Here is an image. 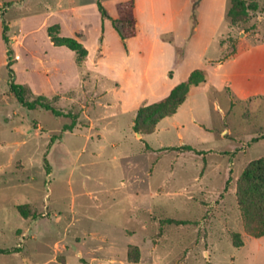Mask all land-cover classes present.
<instances>
[{
  "label": "rangeland",
  "instance_id": "374dc122",
  "mask_svg": "<svg viewBox=\"0 0 264 264\" xmlns=\"http://www.w3.org/2000/svg\"><path fill=\"white\" fill-rule=\"evenodd\" d=\"M85 1L0 0V264H264V236L246 232L237 199L245 167L264 156V139L252 140L264 133V95L236 94L231 101L228 87L210 90V113L207 97L194 92L186 107L143 134L134 130L135 119L151 103L124 111L116 98L119 83L85 64L74 70L82 71L78 86L59 80L56 88H45L43 82H53L61 67L53 70L44 54L50 25H39L52 8ZM255 2L257 9L234 25L227 15L232 0H192L188 31L179 19L185 20L189 5L174 34L188 46L190 65L203 69L210 60L240 58L230 68L250 75L248 89L264 91V0ZM174 3L176 10L186 5ZM85 34L92 43L91 29ZM108 41L109 63L121 71L122 42L115 36ZM10 61L14 79L31 89L29 98L43 94L77 116L72 130L64 129L70 117L18 101L10 91ZM136 94L127 84L126 98ZM191 107L212 133L190 121ZM187 144L200 153L177 148ZM127 192L135 198L127 228L103 232L98 221H122ZM21 204L28 216L19 211Z\"/></svg>",
  "mask_w": 264,
  "mask_h": 264
},
{
  "label": "crops",
  "instance_id": "0c3cea01",
  "mask_svg": "<svg viewBox=\"0 0 264 264\" xmlns=\"http://www.w3.org/2000/svg\"><path fill=\"white\" fill-rule=\"evenodd\" d=\"M98 1H101L107 9L109 17L102 15ZM119 1L121 0H111L109 4V0H88L81 3L73 2L65 7L57 8L55 11L52 8L51 12L45 15L39 27L47 28L49 25L58 24L61 26V32L63 31L61 35L74 37L82 42L88 50L87 58L83 63L85 64V69L93 71L98 76L116 80L119 83L116 88L118 104L124 111L131 109L135 112L145 101L153 103L164 99L176 85L185 81L192 71L200 69L190 65L186 43L184 45L183 41L178 38L174 40V34L179 33L177 24L178 15L186 13L188 5L190 10L187 13V17L184 20L180 16L179 21L180 24L183 23L185 30L188 31L190 27L187 18L192 17V0H185L186 5L183 8L180 7V10H176L177 7L174 0H135V16L137 18L138 30L136 36L127 40V47L112 20V18H117L119 15L117 9ZM87 29H91L94 35L92 43V38L84 40ZM110 36H115L118 40L120 39L124 48H122V51L123 62L125 64H123L121 71L109 63L107 47ZM185 40L188 41V38L186 37ZM42 42L46 43L44 54L47 56V60L51 62L53 70L56 67H61V70H57L54 75L55 80L53 82L45 80L43 86L47 89H54L57 87L56 85L60 84L59 80H61L63 85L65 84L68 87L78 86L74 82L79 81V84L82 82V71L77 74L74 73L76 64L79 65L76 62L75 52L67 46L55 45L50 37L45 40L43 39ZM179 47H184L181 57L178 56ZM65 48L73 52L74 58ZM239 59L234 57L232 61L228 62L223 59L208 61L206 67H203L208 74L207 81L204 84L191 87L189 96L179 107L178 111L188 105V100L194 92L207 97L206 103L210 113H212L209 100L210 90L220 92L228 87L231 101L235 100L236 94H239L242 99L253 95H264V91L262 90L252 91L248 89V84L251 82V77L248 73L237 72V70L230 68V65L239 62ZM55 82L56 85L54 84ZM127 84L130 88L138 90L139 94H136L135 100L134 97H132L133 99L126 98L125 91ZM190 110L193 115V119L190 121L196 122L201 131L204 130L205 132L212 133L203 126V124L210 126L207 119L196 118L194 107H191ZM215 111L222 117V120L226 118L225 110L218 103H215ZM182 127L184 128V125ZM107 192L109 190H106L105 193ZM125 199L127 205L125 210L120 212L122 221L118 222L114 219L98 221L105 227L102 230L103 232L110 234L107 230L110 227L122 230L127 228L124 226V220L127 219L129 213L134 211L135 198L127 192ZM145 263L147 262L131 264ZM149 263L156 264V262Z\"/></svg>",
  "mask_w": 264,
  "mask_h": 264
},
{
  "label": "trees",
  "instance_id": "16d2710c",
  "mask_svg": "<svg viewBox=\"0 0 264 264\" xmlns=\"http://www.w3.org/2000/svg\"><path fill=\"white\" fill-rule=\"evenodd\" d=\"M100 11L103 16L109 17L107 9L101 1H98ZM197 4L194 5L196 9ZM118 17L112 18L113 24L120 36L122 37L125 46L127 47V40L137 35L138 24L135 16V0H121L117 4ZM257 4L255 0H232V4L228 11V18L232 24L243 22L249 15L251 10H256ZM8 27L5 25L4 39L9 42L7 35ZM49 37L55 45L67 46L75 52L76 62L82 65L87 58L88 50L82 42L77 38L61 35L60 26L58 24L51 25L48 28ZM224 44V40L222 41ZM10 54V51H9ZM9 71L12 77L10 82V91L15 95L20 103L24 106L35 109L38 107L50 110L56 116L70 117L72 122L67 124L64 129L72 130L77 124V116L72 112H64L56 108L48 97L39 94L34 98H29L31 89L17 82L13 73L12 62L8 63ZM172 75V72H171ZM207 81V74L203 69H195L191 72L189 77L176 85L170 94L160 101L153 102L148 105H143L138 109L135 119L134 130L143 134H150L156 130L157 125L166 117L177 113L179 107L186 101L189 96L191 87L204 84ZM54 137L52 138V140ZM264 139V133L259 136H254L253 141ZM178 149H185L189 151H196L200 153L192 145H183L177 147ZM237 199L243 215L244 227L246 232L254 237L264 236V156L252 160L242 172L238 180ZM19 211L23 216H28L29 212L26 210V205L18 206ZM34 217L37 213L33 214ZM180 224L186 223L184 220L168 219ZM237 245H241V238L239 233L234 234ZM8 252L10 250H1ZM135 262L138 258L134 259Z\"/></svg>",
  "mask_w": 264,
  "mask_h": 264
},
{
  "label": "water",
  "instance_id": "95a60500",
  "mask_svg": "<svg viewBox=\"0 0 264 264\" xmlns=\"http://www.w3.org/2000/svg\"><path fill=\"white\" fill-rule=\"evenodd\" d=\"M138 134H140V133H138Z\"/></svg>",
  "mask_w": 264,
  "mask_h": 264
}]
</instances>
